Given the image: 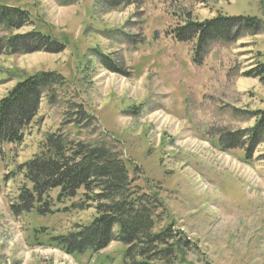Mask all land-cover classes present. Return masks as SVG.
Segmentation results:
<instances>
[{"label":"rangeland","instance_id":"rangeland-1","mask_svg":"<svg viewBox=\"0 0 264 264\" xmlns=\"http://www.w3.org/2000/svg\"><path fill=\"white\" fill-rule=\"evenodd\" d=\"M2 4L29 15L30 25L16 34L38 32L61 50L1 53L0 98L38 72L60 74L63 84L54 87L53 104L43 98L21 145L0 146V264L126 262L125 247L116 242L73 258L52 245V238L94 217L83 189L61 200L58 190L49 192L37 204L42 215L13 212L19 190L30 187L19 166L38 151L46 133L57 130L68 140L116 145L133 186L162 202L154 231L170 225L174 241L181 239L173 264H264V143L248 156L246 148L224 145L236 143L233 134L253 128V113L264 111V86L244 77L264 63V32L210 42L201 64L193 62L195 42L178 43L167 35L185 21L217 14L255 17L264 27V0Z\"/></svg>","mask_w":264,"mask_h":264},{"label":"trees","instance_id":"trees-1","mask_svg":"<svg viewBox=\"0 0 264 264\" xmlns=\"http://www.w3.org/2000/svg\"><path fill=\"white\" fill-rule=\"evenodd\" d=\"M3 1L0 0V54L61 50L60 45L38 32L14 34L30 25L29 15L22 9L3 5ZM262 32L264 27L255 17L217 14L203 21H186L170 30L169 35L179 43L195 42L193 62L201 64L210 42L230 43ZM244 77L258 79L264 86V63L254 65ZM61 84V75L38 72L17 81L0 98V146L23 143L26 132L35 123L43 98L47 97V103L53 104L56 99L53 89ZM79 115L85 118L83 110ZM253 115L254 127L233 134L236 143L224 144L226 148H246L248 156L264 143V111H255ZM121 157L115 144L68 140L59 130L46 133L38 144V152L18 168L30 187L25 185L19 190L17 205L12 210L20 214L36 210L42 215L45 210L37 204L49 192L58 190L57 199L61 200L73 198L83 189L86 201L94 204L95 215L88 225L52 238L55 248L73 258L86 252L96 254L116 242L125 247L123 264H173L175 255L182 250L181 239L174 241L170 225L154 231L157 221L153 217L157 210H163L162 202L157 194L148 195L133 186L135 180L129 178Z\"/></svg>","mask_w":264,"mask_h":264}]
</instances>
